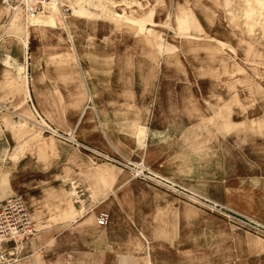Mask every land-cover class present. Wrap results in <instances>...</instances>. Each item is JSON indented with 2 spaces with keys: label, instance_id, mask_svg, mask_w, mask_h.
<instances>
[{
  "label": "rangeland",
  "instance_id": "rangeland-1",
  "mask_svg": "<svg viewBox=\"0 0 264 264\" xmlns=\"http://www.w3.org/2000/svg\"><path fill=\"white\" fill-rule=\"evenodd\" d=\"M80 1L86 8L84 14L73 15V7L79 0H60L64 18L58 29H28L29 16L19 11L23 28L14 35L5 28L17 12L7 11L0 17V134L10 140L6 153L14 151V162L24 157L19 148V140L23 138H17L10 130V121L25 122L57 149L42 152L39 141L25 137L26 163L21 168L13 166L11 182L29 174L44 173V180L66 188L75 205L74 212L59 207L54 198L44 196L48 192L40 186L29 187L31 196L27 199L23 192H13L25 200L36 233L25 246L35 248L41 240H46L42 235L52 233H116L115 237L91 240H101L102 245L122 251L114 255L122 260L121 264H208L213 257L220 259L227 255L221 251L229 246L237 248V257L244 256V246L263 249L264 233L243 224L246 221L263 227L264 219L236 205L225 191L217 195L202 189L193 180L147 164L131 151L112 148L107 152L128 159L133 157L179 183L191 196L136 178L130 170L109 161H95L71 145L74 143H65L42 132L33 122V110L27 100L31 99L43 118L58 128L69 122V115L78 116L87 103L91 104L92 118L99 128V116L94 110L96 99L103 97L108 103L107 98L108 101L116 98L126 103L110 105L116 109L118 124L127 125L135 112L127 103L146 104L157 86L160 91L157 97L162 101L166 95L161 93L163 87L180 86L181 93H167V99L186 101L189 107H197L188 109L187 115L189 118L203 115L205 145H210L218 134L220 145L224 144L227 151L228 134L234 136L237 162L251 169L245 174L237 173L241 175L236 180L242 181V176L249 179L240 182L246 184L237 185L241 189L235 190L247 193L241 200L261 210L259 203L264 205V0ZM254 5L255 9H251ZM0 9L6 7L0 5ZM48 13L49 8L40 14ZM99 51L106 55L105 62L96 58ZM100 64L107 68L101 73L107 76L109 86H133V91L139 93L114 90L102 95L95 93L96 66ZM121 64L123 69L117 76ZM24 65L27 67L21 70ZM141 109L144 117L146 112ZM4 117L9 122L5 123ZM69 133L75 137L74 128ZM143 139L144 133L137 138ZM204 159V174L200 175L211 178L216 170L211 147L205 149ZM218 165L216 177L224 178L222 165ZM99 166L106 168L105 175L96 172ZM253 174L260 176L251 177ZM71 180L88 188L85 201L89 205L84 207L94 209L93 212L87 213L81 203L75 204L68 186ZM204 199L222 205L223 210H215ZM100 212L109 215L104 227L95 222ZM75 217L82 220L75 223ZM246 234L254 238L250 245ZM39 256L33 253L25 261H35Z\"/></svg>",
  "mask_w": 264,
  "mask_h": 264
},
{
  "label": "crops",
  "instance_id": "crops-1",
  "mask_svg": "<svg viewBox=\"0 0 264 264\" xmlns=\"http://www.w3.org/2000/svg\"><path fill=\"white\" fill-rule=\"evenodd\" d=\"M99 28L101 30L104 28L103 22L100 23ZM100 40H102L101 37ZM95 56L100 62L107 59V57L105 58L106 55H104L103 51H99ZM132 59L134 60L135 58L133 57ZM106 69L107 68H104L101 64L96 66L98 86H96L95 93H99L100 95L107 94L110 92L107 90H114L116 93L135 92L133 91V86H109L107 84V76H104L101 73ZM119 69V73L117 71L118 68L116 70L115 75L117 76L122 72V64L119 65ZM1 71L2 69L0 68V72ZM181 90L180 86H171L169 89H166V87L164 89L163 87L161 93H166V95L167 93L175 94L178 91L181 93ZM89 92L91 94V90H89ZM136 93L139 92H135V94ZM158 93H160L159 86L153 89L151 92L152 96L146 104L144 102L127 103V105L135 111L131 114V123L127 125L118 124L115 115L116 109L111 106L113 104L114 106H125L126 103L119 102L116 98L109 99V101L107 98L108 103H106L105 98L103 99V97L96 99L94 103L95 113L99 116V128H97L93 121L92 117L94 116V113L91 112H86L81 120L79 119L80 115H69L70 118L68 121L72 123V127L69 122H64L62 127H59L60 129L53 123H49L56 129L66 133H69L70 129L74 128L77 140L87 143L95 148H99L101 149L100 151L105 150L106 153H108L107 151L112 148L125 152L131 151L133 156L143 160L147 164L158 168L160 167L165 172L183 176L184 179L193 180L195 184L202 189H209L217 195H220L225 191V195L229 196L230 199H233L236 205L244 210L256 213L258 214L257 216L264 219V205L259 203L261 210L249 207L248 202L241 200V198L244 199L243 196H248V194L235 190L241 189L239 188V186L242 187L241 184H246H240V182L249 179V177L242 176V181L240 178L236 180L235 177L241 175L237 173L245 174L251 169L249 170L248 167L241 164V162H237L235 140L233 139L234 136L228 134V144L226 145L227 151H224V144L220 145V141L222 140L218 134L215 139H211L210 145H205L204 142L206 135L204 133L203 115L191 118L187 115V110L195 108L196 106L189 107L188 103L182 100L169 101V98L167 99L166 95H164L162 101H159V98L157 97ZM27 104L30 107L28 100ZM141 108L146 112L144 113V117L142 116ZM103 121H105V124ZM232 123H234V120ZM142 133H144L143 141L137 140ZM216 140L218 142L214 143ZM8 141L10 140L7 135L0 134V205L6 198L12 196L13 192H23L26 194L29 192V187L40 186L43 189H47L50 184H53L44 180V173L29 174V176L17 178L12 184L10 172L13 170V166L16 165V168L23 167L26 163V157L20 158L18 161L14 162V151H9L8 155L6 153V144ZM61 141L70 144L62 139ZM71 145L83 150L95 161H102L79 145ZM210 147L214 158V164L216 166L214 172L215 176L213 175L214 177L204 178V175H200L202 173L204 174V152L205 149L207 151L210 150ZM130 159L136 161L133 157ZM27 163H31V161H28ZM219 163L222 165V170H219L221 173H224V178L219 176L216 177ZM258 172L261 173L260 171ZM259 176V174H253L251 177L258 178ZM261 179H263L262 175ZM87 195H89V192ZM236 200L242 201L243 203ZM81 205L83 207L85 205V207L87 206L88 208L89 202L82 201ZM93 210L94 209H86L85 212L89 213L93 212ZM81 211L83 212V208ZM81 220L82 219H77L73 222L77 223ZM115 234L116 233H52V235H42L46 240H41L39 245L35 248L26 247L24 245L21 251V259L14 264H121L122 260L116 256L114 257V255L122 253V251H117L114 247L102 245L101 240L100 242L91 240L92 238H111L115 237ZM246 236L249 237L247 243L250 245L254 238H252L250 234H246ZM262 245L263 249H261V247H242V253L244 254L243 257H237L236 255L239 253L237 248L235 246H229L225 251H221L227 255L220 259H214L213 257L208 264H264V244ZM33 253L41 256L36 257L35 261L32 262L25 261L28 256L33 255ZM150 260L151 262L153 261V259ZM170 260L168 259V261ZM197 263H199V261ZM200 264H203V262Z\"/></svg>",
  "mask_w": 264,
  "mask_h": 264
},
{
  "label": "built area",
  "instance_id": "built-area-1",
  "mask_svg": "<svg viewBox=\"0 0 264 264\" xmlns=\"http://www.w3.org/2000/svg\"><path fill=\"white\" fill-rule=\"evenodd\" d=\"M49 2L50 0H0V3L7 7L9 11H22L29 16L48 11ZM28 102L33 110V122L38 128H41L43 132L79 145L101 160H106L128 169L136 178L152 182L167 190L191 196L185 192L179 183L146 165L126 157H121L120 155H110L109 153L94 149L79 142L73 134L56 129L43 118L31 99H29ZM68 186L75 200V204L85 201L88 188L78 183L77 180L69 181ZM204 201L208 202V205L215 210H223V206L218 203L211 202L207 199H204ZM228 216L232 215L229 214ZM108 217L109 215L107 212H100L96 216V224L100 227L105 226L108 223ZM244 223L243 225L246 226V224H248L256 231L264 233V226L262 227V225L255 223L252 225L246 221H244ZM35 234L30 212L23 197L21 195H12L6 198L0 205V264H14L18 262L21 259V251L24 245L32 240Z\"/></svg>",
  "mask_w": 264,
  "mask_h": 264
},
{
  "label": "bare ground",
  "instance_id": "bare-ground-1",
  "mask_svg": "<svg viewBox=\"0 0 264 264\" xmlns=\"http://www.w3.org/2000/svg\"><path fill=\"white\" fill-rule=\"evenodd\" d=\"M230 1H228V2H230ZM257 1L258 0H255L253 2H257ZM250 2H251V0H250ZM0 5L4 6L1 3H0ZM255 6L256 5L252 6L251 9H255ZM48 8H49L48 14H37V15H32V16L27 15V16H29L28 21H27V28L28 29L31 28L33 30H37V29L43 28V27H50L52 29H58L59 22L64 18L61 15V11H60V0H52V1L50 0V2L48 4ZM85 9H86L85 5L83 4V2H81L79 0V2L76 5H74L72 14L73 15H83ZM7 11H9V9L7 7H6V9H0V17H2L4 13H7ZM19 16H20L19 11H17V13H15V15L12 16L13 18H12V21L10 23V26H8V28H5L6 32L15 33L14 35L21 33V28H23V26L20 23ZM28 35H30V33H28ZM25 44H26V42H25ZM34 56H33V58H34ZM26 67H27L26 65L22 66L21 70L25 69ZM90 100H92L91 97H90ZM91 107H93L91 104H88V103L86 104V106L84 107V109L80 113V116H79L80 120L86 112L90 113L93 110V108H91ZM3 121L5 123L9 122L7 120V117H4ZM83 121H85V120H83ZM8 125H9L10 130L15 133V136L17 138H18V136L23 138V141H22V139L19 138L20 139L19 141H21V143L19 142L20 143L19 148L22 149L21 151H22L24 157H26L25 154L27 152V149L25 146V144H26L25 143V137H27L30 141H39V144L42 148L41 149L42 152H46V151L47 152H52V151L55 152L57 150L55 145L53 143H51L52 141L50 142L48 139H46L45 138L46 136L42 135L40 133V131L38 132V130H32L31 128H29L25 122L10 121ZM16 148H18V147H16ZM16 148H15V151H16ZM105 170H106V168H104L103 166H99L98 168H96V172L99 175H105ZM45 190L48 192V194H46L44 196H46L47 198H51V197L54 198L56 204L59 207L65 208L69 212L75 211L74 201L69 198L68 192L64 188L63 185L56 186L54 184H50L49 187ZM24 195H25L26 199L28 198V196H31V194L29 192L24 194ZM75 220H77V217H75L73 219V221H75ZM169 260H170V258H169Z\"/></svg>",
  "mask_w": 264,
  "mask_h": 264
}]
</instances>
